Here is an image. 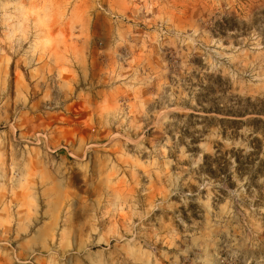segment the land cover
Here are the masks:
<instances>
[{
	"label": "rangeland",
	"instance_id": "obj_1",
	"mask_svg": "<svg viewBox=\"0 0 264 264\" xmlns=\"http://www.w3.org/2000/svg\"><path fill=\"white\" fill-rule=\"evenodd\" d=\"M0 264H264V0H0Z\"/></svg>",
	"mask_w": 264,
	"mask_h": 264
},
{
	"label": "trees",
	"instance_id": "obj_2",
	"mask_svg": "<svg viewBox=\"0 0 264 264\" xmlns=\"http://www.w3.org/2000/svg\"><path fill=\"white\" fill-rule=\"evenodd\" d=\"M235 112L230 113L228 116L235 118V119H241L245 117V112ZM191 118H198L203 119L204 117L190 114ZM229 123H234L235 125L242 124L241 120H228ZM223 136H226L225 133H223ZM236 152L239 154H242V150L236 151L235 149L227 152H220L219 150L214 156H206L203 163V169L206 176L213 180H221L224 181L228 185L229 188L233 189L235 184L230 182L232 179V176L230 175L231 168L234 169L235 173L239 177L248 176L252 173L254 170V162L252 160L254 153H251L248 155L247 159L245 161L242 160V158L238 155H236ZM259 195H262V192H259Z\"/></svg>",
	"mask_w": 264,
	"mask_h": 264
}]
</instances>
